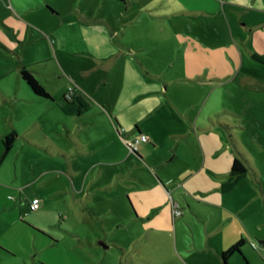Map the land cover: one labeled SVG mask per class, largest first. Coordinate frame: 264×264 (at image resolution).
Returning a JSON list of instances; mask_svg holds the SVG:
<instances>
[{"label":"rangeland","instance_id":"rangeland-1","mask_svg":"<svg viewBox=\"0 0 264 264\" xmlns=\"http://www.w3.org/2000/svg\"><path fill=\"white\" fill-rule=\"evenodd\" d=\"M261 1L131 0L144 6L145 13L136 16L134 9L122 15L127 21L134 19L126 25L127 32L118 34L125 43L136 45L143 39L152 40L140 50L129 51L134 59L137 55L141 57L146 77L161 84L157 91L169 110L162 105L152 106L154 116L143 111L144 125L157 130L167 124L183 129L185 147L178 146L180 153L185 148L194 165L199 160L201 170L192 174L194 177L189 183L181 180L183 187L194 182L213 185L220 181L217 174L228 173L231 164H223V172H216L211 170V162L229 161L234 154L231 142L236 139L252 153L259 171L258 179L264 185V63L253 55L264 53V2ZM143 28L146 34L142 33ZM40 47L47 48L52 58L45 61L44 68L56 71L53 43ZM18 65L17 52L0 46V90L10 98L0 97V119L14 105L17 110H23L26 104H31L24 95L30 92L28 87L19 86ZM178 77L185 79L175 80ZM53 80L47 84V89L58 88L60 78ZM71 81L72 87H77ZM15 90L22 93V100L6 94ZM32 105L33 109L39 108L37 103L32 102ZM73 123V130L63 126L50 137L67 153L60 159L50 157L40 147L18 141L20 137H17L0 163V264L192 262L190 253L175 247L177 221L183 226L179 235L193 238V229L183 213L174 216L172 212L170 218L165 213L157 218L148 215L141 218L129 208L133 202L128 192H135L130 184L132 177L152 170L153 161L161 159L159 154L162 157L167 154L172 141L169 140L167 146L161 144L153 152L158 158L154 155L152 161L140 162L131 158V162L113 167L114 174L104 177L109 176L110 180H103L99 172L89 173L88 164L106 155L95 151L86 157L84 147L71 135L82 126L78 120ZM130 125L132 129L135 124ZM119 139L130 151L123 138L119 136ZM158 140L161 141V135ZM72 164L77 167L75 171L70 168ZM105 168L112 167L106 164ZM117 173L124 175L117 177ZM152 179L157 176L152 175ZM177 181L166 189L176 183L182 185ZM166 194L169 200L166 207L172 208V196ZM35 195L44 206L32 211L28 201ZM132 206L135 208L134 204ZM255 206L264 221V192L260 191ZM254 247V254L263 263V252L258 244ZM199 253L204 256L203 252ZM202 258L197 257L195 263L201 264Z\"/></svg>","mask_w":264,"mask_h":264},{"label":"crops","instance_id":"crops-1","mask_svg":"<svg viewBox=\"0 0 264 264\" xmlns=\"http://www.w3.org/2000/svg\"><path fill=\"white\" fill-rule=\"evenodd\" d=\"M128 1L123 4L120 0H0V42H3L0 46L17 52L19 86L21 89L24 85L28 87L30 92H25L24 95L26 100L31 102L26 104L23 110H17L14 105L0 119L1 157L4 135L19 131L18 141L23 140L31 146L40 147L50 157L60 159L67 153L50 137L55 134L54 132H59L63 126L73 130L72 122L78 120L82 127L71 135L75 142L84 147V155L90 157L87 155L95 151L106 155L104 159H93L90 165L88 164L89 173L97 171L98 176L103 175V180H110L109 176L107 179L104 177L114 174L113 167L123 166L131 162V158L137 162L152 161L153 158H158L153 152L163 144L167 146L168 141L171 140L172 148L169 147L164 157L159 154L161 159L153 161L152 170L148 169L147 172L132 177L133 181L130 184L135 192L128 194L136 210L133 204H130L131 212H137L141 218L147 215L157 218L161 213H165L167 218H170L172 208L166 207L169 203L167 192L172 196L171 199L177 201L183 208V218L190 222L193 229V238L185 239L178 233L183 226L177 221L174 234L177 250L190 253L192 262L188 264H196L197 257H203L201 264H224L221 254L241 239H244L242 252L231 255L228 264H264V221L258 216L255 206L260 191L264 192V185L258 179L259 171L252 153L236 139L231 142L234 154L229 161L226 159L224 163L211 162L213 168L211 170L223 172L222 165L231 164L232 167V161L238 151L246 155L249 161L248 172L229 192L222 191L221 184L228 179L231 169L228 173H218L221 180L213 185L194 182L192 185L184 184L183 187L182 181L189 183L188 180L194 177L192 174L201 170L199 160L195 165L191 162L189 151L185 148L181 153L179 151V147H185L182 139L184 130L170 124L161 126L160 130L148 129L144 125L143 111L149 116H154L151 107L161 105L165 107L167 103L159 95L160 91H157L161 88V84L154 82L153 78L146 77V68L143 61H140L141 57L137 55L134 59L129 51L140 50L139 48L148 46L146 42L152 40L143 39L134 45L125 43L118 35L120 31L127 32L126 25L134 20H125L123 14L135 9L136 16H139L146 11L144 6H138V2ZM263 2L264 0L261 1ZM245 26L248 28V25ZM142 33L146 34L144 28ZM50 42L53 43L57 58L56 71L44 68L45 61L52 58H49L51 54L47 48L43 50L40 45L47 46ZM32 47L33 49L28 51ZM24 67L31 70L46 89L48 83H53V79L60 78L57 80L59 81L57 89H47L51 98L34 94L22 77L21 71ZM64 78L66 80L63 82ZM181 78L185 79L178 77L175 80ZM71 80L77 84L76 91L91 104L90 110L84 114L68 115L61 108L72 87ZM6 94H13L20 100L23 99L19 90ZM0 97L10 99L2 90ZM32 102L39 104V108L33 109ZM165 109L167 110L166 107ZM67 116L74 120H67ZM130 124H135L132 129ZM121 126L124 131L120 130ZM94 127L95 131L92 130ZM140 133L147 134L149 141L141 143L142 146L140 144L137 153L130 152L119 139L121 136L123 140H130ZM158 135H161V141L158 140ZM39 137L44 139L41 140ZM78 164L81 166L79 161ZM106 164L112 168H105ZM204 166L206 164L203 168ZM70 168L75 171L77 167L72 164ZM153 173L157 179H152ZM116 175L122 177L124 174ZM174 180H178L177 182H181L182 185L176 183L170 189H166V186L172 184ZM35 197L40 198L35 195L32 199ZM32 199L28 201L29 205ZM40 202L41 209L44 206L41 198ZM151 208L154 210L152 211ZM170 236H173V233H170ZM256 244L263 252V263L254 254L253 249ZM199 252H203L204 256Z\"/></svg>","mask_w":264,"mask_h":264},{"label":"trees","instance_id":"trees-1","mask_svg":"<svg viewBox=\"0 0 264 264\" xmlns=\"http://www.w3.org/2000/svg\"><path fill=\"white\" fill-rule=\"evenodd\" d=\"M253 55L256 59H259L261 62L264 63V53L262 55L254 53ZM21 74L23 79L30 86L35 95L44 98H51V94L47 91L45 86L40 83V81L37 79V77L33 74L31 70H29L27 67H24L21 71ZM61 108L68 115H81L90 110L91 104L87 99L82 96L81 93L77 92L75 89V92L72 94V96L67 97L66 95V102L61 106ZM17 136V131H12L4 135L3 155L1 157L0 162L12 148ZM248 165L249 161L246 155L242 151H238L237 155L234 158L228 179L221 184L222 191H231L236 186V184L246 176L248 172ZM243 243L244 239H241L221 254L220 257L224 264H228V259L231 255L236 252H242L241 247Z\"/></svg>","mask_w":264,"mask_h":264},{"label":"built area","instance_id":"built-area-1","mask_svg":"<svg viewBox=\"0 0 264 264\" xmlns=\"http://www.w3.org/2000/svg\"><path fill=\"white\" fill-rule=\"evenodd\" d=\"M74 92H75V87H71L67 93V97L72 96ZM120 130L124 131V128H121ZM124 141L130 148L131 152H138L140 144L143 142L149 141V136L145 133H140L136 135L133 139H130V140L124 139ZM171 200H172V212L174 216L182 214L183 210L180 204L174 199H171ZM40 207H41L40 198L38 197L33 198L30 202V209L35 211V210L40 209Z\"/></svg>","mask_w":264,"mask_h":264},{"label":"water","instance_id":"water-1","mask_svg":"<svg viewBox=\"0 0 264 264\" xmlns=\"http://www.w3.org/2000/svg\"><path fill=\"white\" fill-rule=\"evenodd\" d=\"M134 153H137V152H134Z\"/></svg>","mask_w":264,"mask_h":264}]
</instances>
